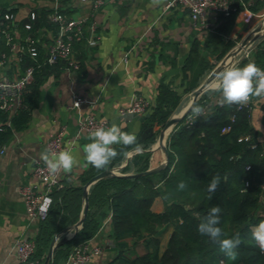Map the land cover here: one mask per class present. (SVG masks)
Segmentation results:
<instances>
[{"label":"trees","instance_id":"1","mask_svg":"<svg viewBox=\"0 0 264 264\" xmlns=\"http://www.w3.org/2000/svg\"><path fill=\"white\" fill-rule=\"evenodd\" d=\"M65 2L61 0V3ZM235 4L236 11L229 16H219L214 32L207 37L205 48L216 55L215 63L235 45L233 41H225L223 34L234 22L237 13L244 8L253 12L264 8V0H235ZM6 10L14 12L12 7H2L0 14ZM36 11L37 17L30 30L19 25L23 34L37 35L39 28L50 26L46 18L48 8ZM42 41L49 42L44 38ZM83 41L74 42L75 54ZM39 45L37 58L43 60L46 50L41 43ZM196 54L195 45L184 65L185 78H188L186 70L191 76L185 91L195 89L204 71L215 64L209 63L205 56L195 61ZM249 62L264 68V39L236 66L243 67ZM64 67L65 62L61 60L36 68L32 81L22 94V102L26 106L12 116L0 110V144L7 143L15 132L29 125L32 112L39 105L42 85L49 76L58 74ZM210 92L211 96H218L216 100H211ZM180 102L181 95L169 83L161 82L155 101L147 110L149 116L143 119L136 134V144L114 145L119 155L108 166L96 169L88 164L74 181H67L62 188L52 189L47 216L38 222L36 249L31 257L33 264H44L53 237L79 219L85 184L96 174L119 164L133 146L148 148L157 135L153 127L163 126ZM192 106H207V109L192 125L186 126L183 122L192 113L190 108L175 125L168 137V161L163 168L141 173L148 168L150 155L143 152L135 154L123 169L133 168L141 174L106 176L90 185L83 223L71 238L55 248L48 264H64L70 249L95 236L107 219L109 237L115 249L108 264H264V253L260 251L252 229L264 222V189L261 187L264 142L260 139L261 135L264 136V99L260 103L259 117L262 130H257L251 122L254 103L252 110L238 109L237 104L222 103L220 92L207 90ZM6 120L10 121L9 124ZM217 172L227 179H222L209 199L208 184ZM181 182L186 185L184 189L179 188ZM156 197L164 200L161 212L151 208ZM213 206L221 208L218 226L223 235L219 239L232 238L236 234L241 238L235 258L221 251L219 240H212L198 232L201 219ZM169 226L172 230L162 248L161 235Z\"/></svg>","mask_w":264,"mask_h":264},{"label":"crops","instance_id":"2","mask_svg":"<svg viewBox=\"0 0 264 264\" xmlns=\"http://www.w3.org/2000/svg\"><path fill=\"white\" fill-rule=\"evenodd\" d=\"M90 0H66L60 4L66 13L74 17H93L97 21L99 40L93 46L85 41L81 48L76 49L78 66L62 69L58 74L48 77L41 87L39 105L33 110L29 125L18 132L6 143L7 148L0 156V264H19L11 246L16 237L22 234L38 233V222L30 221L25 214V204L18 192V186L35 180L32 169L37 162L45 164L40 154L48 152V139L61 132L63 136L61 151L70 152L77 164L71 172L60 170V175L71 176L74 181L87 167L84 145L90 143L89 134L80 130L78 118L86 114H94L108 120L129 133H139L143 119L127 115H119L118 110L126 106L135 95H141L150 103H154L161 82L169 83L179 95L181 102L169 117H179L187 107L192 92L204 81L212 69H206L200 77L199 85L192 91H185L191 76L189 71L185 78L184 65L196 45L197 54L194 60L205 56L209 63H215V56L207 52V37L214 30L217 21L208 23L206 27L193 26L188 8L180 3L167 7L169 0H163L159 6H150V0H104L94 8ZM52 0H0L2 7H12L16 14L17 24H22L31 9L51 8ZM264 11L253 12L248 8L239 11L234 22L223 34L225 41H237L234 37L244 33L251 24L253 17ZM219 18V17H218ZM23 35V29L19 27ZM82 44V43H81ZM79 44V45H81ZM233 48V47H232ZM82 52V53H81ZM229 52V51H228ZM83 55V56H82ZM80 56V57H79ZM216 64V63H215ZM214 64V65H215ZM214 68V66H213ZM211 70V71H210ZM212 78L209 84L213 85ZM210 88V87H209ZM200 93L198 98L207 90ZM213 92V91H212ZM209 93V96L212 95ZM85 97L86 102L75 106L73 96ZM218 96H211L216 100ZM197 98V99H198ZM264 98L254 97V110L251 118L257 129L260 123V103ZM146 112L145 114H147ZM168 119V120H169ZM167 120V121H168ZM164 137L167 146L170 133ZM164 128L153 127L157 131L154 142L148 148L134 151L133 146L123 160L113 167L108 176H133L138 172L133 168L123 170L135 154L149 152V163L146 170L158 171L165 166L166 154L159 140ZM260 139L264 142V136ZM46 165V164H45ZM91 185V184H90ZM88 186V189L90 187ZM87 189V192H88ZM164 207L162 197H156L151 208L161 212ZM66 229L58 233V238L67 234ZM172 228L169 226L161 235V246H165ZM108 219L103 223L92 240L99 243L101 254L94 257L89 264H108L115 254L109 237Z\"/></svg>","mask_w":264,"mask_h":264},{"label":"built area","instance_id":"3","mask_svg":"<svg viewBox=\"0 0 264 264\" xmlns=\"http://www.w3.org/2000/svg\"><path fill=\"white\" fill-rule=\"evenodd\" d=\"M53 5L49 8L46 18L50 24L47 28H39L37 35L31 33H19V25L26 30L33 27L37 11L31 9L26 20L17 24L15 12L6 10L0 14V110L12 116L19 108L25 107L22 102V94L33 79L36 68L43 64H56L58 61L65 62V68L78 66L73 44L84 40L87 46L97 44L99 35L97 32V21L91 18H74L66 13L60 0H52ZM104 0H90L89 4L94 8L99 7ZM176 3L188 8L190 20L193 26L206 27L208 23H215L219 16H229L237 9L235 0H169L167 7ZM11 8V7H9ZM47 39L49 42L42 41ZM46 50L43 60L37 58L39 44ZM250 54L246 52V57ZM260 68V67H259ZM264 69V68H261ZM253 97L246 104H237L238 109L249 108L252 110ZM85 97L73 96V104L78 106L86 102ZM151 103L141 95L135 94L129 103L119 108V115L135 113L143 115L149 109ZM207 106L203 107V114ZM201 116V115H200ZM193 113L187 115L184 120L186 126L194 123ZM9 120L6 123L9 124ZM108 120L99 118L94 114H86L78 118L80 130L90 134L97 127H109ZM63 136L59 132L51 136L47 141V148L51 153H59L62 149ZM6 143L0 144V156L6 151ZM248 168V166H247ZM60 172V171H59ZM51 173L45 164L37 162L32 169L35 180L22 183L18 186V192L25 204V214L30 221L39 222L47 216L50 203V193L53 188H62L71 176L60 173ZM264 189V177L261 182ZM36 234H22L16 237L11 246L12 253L20 263L33 264L32 255L36 249ZM102 249L99 243L90 238L81 244L74 245L64 264H89Z\"/></svg>","mask_w":264,"mask_h":264},{"label":"clouds","instance_id":"4","mask_svg":"<svg viewBox=\"0 0 264 264\" xmlns=\"http://www.w3.org/2000/svg\"><path fill=\"white\" fill-rule=\"evenodd\" d=\"M163 0H150V6H159ZM213 90L221 93L222 103L246 104L250 98H264V69L259 68L254 62H249L243 67L236 65L227 66L221 71L215 79ZM191 111L194 117L203 114V108L200 106H192ZM260 130V127L257 128ZM90 143L84 145L85 159L88 164L96 169H102L108 166L113 159L119 155L114 145L131 146L136 144L135 133L123 131L120 126L113 123L109 127H97L89 134ZM141 146L137 145L134 151H141ZM40 159L46 164L48 170L55 174L61 169L65 172H71L77 164L75 157L68 151H60L49 155L48 152L40 154ZM222 179L221 174L217 172L213 175L208 184L207 191L209 199L212 198L219 188ZM186 185L181 182L180 189H184ZM50 203V200L47 201ZM221 208L213 206L208 214L201 219L198 225V232L206 235L212 240H219L220 249L228 257L235 258L236 249L242 243L239 234L232 238L219 239L223 233L218 226L221 222ZM198 215V214H197ZM253 236L257 241L260 251L264 253V222H261L253 232Z\"/></svg>","mask_w":264,"mask_h":264},{"label":"water","instance_id":"5","mask_svg":"<svg viewBox=\"0 0 264 264\" xmlns=\"http://www.w3.org/2000/svg\"><path fill=\"white\" fill-rule=\"evenodd\" d=\"M260 36V34H253L252 36H249V38H246L245 40H243L242 42H240V44H238L235 48L233 49H236V51H241L244 47L247 46V43L249 41H253V40H256L258 37ZM232 51V50H231ZM221 65H222V62L216 66L209 74V77L204 80L193 92H192V96L190 97V101L187 105V107L185 108V110L182 112V114L175 118V117H172L170 118L165 124H164V128L161 132V135L159 137V140L162 142L163 144V140H164V137H166L165 133L167 131L168 133V130L170 131L172 129L173 126H175L179 120H181L186 114L187 112L190 110V108L192 107L193 103L197 100L198 96L200 95L201 92H203L204 90L208 89L210 86L209 84V79L212 78L214 75H216L220 70H221ZM129 116H132V117H139L140 119H145L146 117L149 116V113L147 114H143V115H138V114H135V113H130L128 114ZM163 150L166 154V157H165V161H164V164L166 165L167 164V161H168V155H167V150H166V147H165V144H163ZM154 169H150V170H145L144 172H141V173H148V172H153ZM112 173V170H105L103 172H100L98 174H96L95 176H93L84 186V197H83V201H84V204H83V208L81 210V213H80V217L79 219L73 224L71 225L70 227L67 228V233L68 234H65L63 236H61V238L59 239L58 238V235L56 234L51 243H50V246H49V250H48V253H47V256H46V260L44 262V264H48L49 261L51 260L52 258V255H53V252L55 250V248L57 246H59L63 241L71 238L74 233L77 231L78 228H80L81 224L83 223V220L86 216V212H87V189H88V186L94 182H96L98 179L100 178H103V177H106L108 175H110ZM141 173H138V174H141ZM137 174V175H138ZM136 175V174H135Z\"/></svg>","mask_w":264,"mask_h":264},{"label":"rangeland","instance_id":"6","mask_svg":"<svg viewBox=\"0 0 264 264\" xmlns=\"http://www.w3.org/2000/svg\"><path fill=\"white\" fill-rule=\"evenodd\" d=\"M260 34V36L256 39V40H253V41H249L248 43H247V46L246 47H244L241 51H236L235 53H231L230 54V57H229V62L228 63H226L225 62V57L231 52V50H233V48H235L238 44H240V42H242L243 40H245L246 38H249V36H251V35H253V34ZM235 38V40L237 41V43L233 46V48H231L230 50H229V52H227L220 60H218L217 62H216V64L214 65V68L216 67V66H218L221 62H222V65H221V70L216 74V75H214L212 78L215 80L216 79V76L221 72V71H223L224 70V68L225 67H227V66H231V65H237L238 64V62L240 61V60H242L243 58H245L246 56V52L247 51H251V50H253V48L255 47V45L259 42V41H261L262 39H264V11H262L260 14H258L257 16H254L253 17V20H252V22H251V24L245 29V31H244V33H242V34H240L239 36H238V38H236V37H234ZM214 68H211L212 70L214 69ZM211 71V70H210ZM209 74H210V72H208V75H207V77L205 78V79H207L208 77H209ZM212 78H210L209 79V81L212 79ZM210 88L211 89H213V85H211L210 84ZM209 88V89H210ZM252 120H253V118H252ZM257 227V226H256ZM256 227H253L252 229H253V232H254V229L256 228ZM67 233V232H66ZM167 233V232H166ZM166 233H165V235H162V237L164 236V238H165V236H166ZM68 234V233H67ZM139 250H141V248L139 249Z\"/></svg>","mask_w":264,"mask_h":264},{"label":"bare ground","instance_id":"7","mask_svg":"<svg viewBox=\"0 0 264 264\" xmlns=\"http://www.w3.org/2000/svg\"><path fill=\"white\" fill-rule=\"evenodd\" d=\"M252 36V35H251ZM236 49H233L226 57H225V62L228 63L229 62V57L231 53H235Z\"/></svg>","mask_w":264,"mask_h":264}]
</instances>
